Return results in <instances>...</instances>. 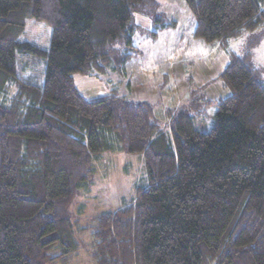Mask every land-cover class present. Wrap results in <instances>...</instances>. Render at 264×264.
<instances>
[{"label": "trees", "instance_id": "16d2710c", "mask_svg": "<svg viewBox=\"0 0 264 264\" xmlns=\"http://www.w3.org/2000/svg\"><path fill=\"white\" fill-rule=\"evenodd\" d=\"M184 1L194 38L230 58L219 80L231 95L204 105L208 133L187 112L166 132L149 105L76 87L78 74L125 72L133 19L157 0H0V264L74 257L89 228L70 207L116 153L143 156L147 185L94 220L92 264H264V80L255 45L229 48L264 31V0ZM30 20L51 28L48 49L21 41Z\"/></svg>", "mask_w": 264, "mask_h": 264}, {"label": "rangeland", "instance_id": "374dc122", "mask_svg": "<svg viewBox=\"0 0 264 264\" xmlns=\"http://www.w3.org/2000/svg\"><path fill=\"white\" fill-rule=\"evenodd\" d=\"M157 3L156 14L136 15L133 19V46L137 53L125 72L97 77L78 74L74 77L76 87L88 99L117 94L130 103L147 104L156 124L166 132H170L172 121L180 113L187 112L195 119V128L208 133L214 127L216 109L206 108L205 112V102L231 95L219 80L230 62L229 54L215 44L194 38L196 20L184 0ZM162 25L167 27L161 28ZM51 33L46 24L30 20L21 41L48 49ZM248 45H255L251 64L264 80V31L245 34L233 40L229 48L244 57ZM95 167L91 186L75 198L69 210L71 219L89 231L76 236L80 249L66 264H92L94 220L129 205L137 190L147 185V169L141 155L106 154Z\"/></svg>", "mask_w": 264, "mask_h": 264}]
</instances>
